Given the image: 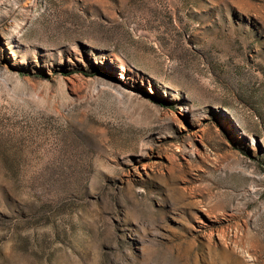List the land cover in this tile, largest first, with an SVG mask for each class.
<instances>
[{
    "label": "rangeland",
    "instance_id": "374dc122",
    "mask_svg": "<svg viewBox=\"0 0 264 264\" xmlns=\"http://www.w3.org/2000/svg\"><path fill=\"white\" fill-rule=\"evenodd\" d=\"M0 264H264V0H0Z\"/></svg>",
    "mask_w": 264,
    "mask_h": 264
}]
</instances>
